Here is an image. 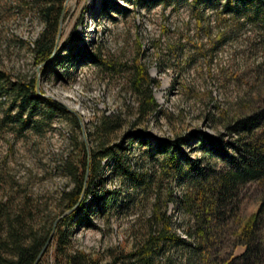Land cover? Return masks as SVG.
I'll return each mask as SVG.
<instances>
[{
	"label": "rangeland",
	"instance_id": "374dc122",
	"mask_svg": "<svg viewBox=\"0 0 264 264\" xmlns=\"http://www.w3.org/2000/svg\"><path fill=\"white\" fill-rule=\"evenodd\" d=\"M215 6L212 0H67L57 41L54 33L56 44L41 62L33 40L42 21L27 0H0V69L10 80L34 78L39 96L66 110L30 98L18 116L29 119L20 127L9 117L18 102L11 104L12 93L0 82V197L14 204L28 197L33 227L39 232L50 228L64 210L60 192L71 186L63 164L78 163L81 156L83 134L70 114L82 121L89 148L96 145L93 123L113 113L122 124L107 141L125 154L130 168L144 174L145 182L136 188L122 181L110 161L102 159L91 189L103 200L115 190L116 203L99 211L91 191L83 203L86 214L78 212L62 225L68 228L69 248L102 261L109 258V249L130 250L146 232L153 209L165 211L173 229L182 232L189 215L167 197L184 192L185 183L161 170V153L147 154V143H174L190 157L218 164L216 153L207 155L203 147L207 138L232 141L234 134L225 124L264 104L261 32ZM72 32L82 39L70 38ZM79 46L100 54L103 62L80 58ZM136 62L151 79L148 86L157 103L139 119L130 83ZM253 196L245 194L243 200ZM178 251L175 258L184 264ZM56 253L52 239L39 264H57Z\"/></svg>",
	"mask_w": 264,
	"mask_h": 264
},
{
	"label": "trees",
	"instance_id": "16d2710c",
	"mask_svg": "<svg viewBox=\"0 0 264 264\" xmlns=\"http://www.w3.org/2000/svg\"><path fill=\"white\" fill-rule=\"evenodd\" d=\"M27 1L43 23L42 30L33 40L34 55L38 61L43 62L51 55L57 20L64 0ZM205 1L211 2L193 0V3ZM212 1L220 6L218 11L256 24L264 41V0ZM71 35L75 39H82V34L72 32L70 38ZM76 53L80 58L93 63L103 62L100 54L89 51L84 46H79ZM133 69L130 83L136 95L135 111L139 119L153 112L157 103L148 86L151 79L143 66L136 62ZM0 82L6 84V88L12 93L14 99L11 104L18 102L17 112L9 117L17 119L20 127L27 124L29 119H20L18 116L25 101L30 98L43 99L66 111L56 101L40 97L36 93L34 78L27 81L10 80L0 69ZM69 118L78 126L73 114ZM121 124L116 114H101L92 126L96 145L90 146L87 151L81 140L78 163L66 160L63 164L71 179V186L60 192V197L65 201L64 209L75 204L80 194L81 197L76 207L60 217L55 224L51 240H55L57 264H182L175 258L178 250L183 254L184 264H264V104L225 124L227 131L234 134L232 141H223L220 136L207 138L208 145L203 147L207 155L216 153L218 164L201 156L190 157L174 143H147V154L151 155L156 150L161 153V170L166 171L171 178L185 183L184 192L179 195H172L170 192L167 197L189 215L182 232L173 229L170 215L165 214V211L153 209L147 220L146 232L130 250L109 249V258L102 261L82 250L70 249L68 228L62 229V225L78 212L86 214L87 209L83 203L92 191V179L101 167L102 159L110 161L112 169L122 181L136 188L145 182L144 174L130 168L124 160L125 154H120L107 141V135ZM136 131L135 135L142 138V133ZM86 168L87 178L82 189ZM92 192L93 205L98 204L99 211L116 203L115 190H111L104 200L94 190ZM245 194L254 196L243 200ZM99 198L102 200L98 203ZM126 200L129 201L130 198ZM249 206L252 207L248 208ZM34 216L28 197L16 204L10 197H0V264L32 263L51 229L50 226L44 232L37 231L33 227ZM237 246L242 249L234 253ZM161 258L162 261L159 260ZM35 264H39V259Z\"/></svg>",
	"mask_w": 264,
	"mask_h": 264
},
{
	"label": "water",
	"instance_id": "95a60500",
	"mask_svg": "<svg viewBox=\"0 0 264 264\" xmlns=\"http://www.w3.org/2000/svg\"><path fill=\"white\" fill-rule=\"evenodd\" d=\"M66 1H67V0H64V1H63V4H62V7H61V10H60V13H59V16H58V20H57V29H56V41H57V37H58L59 32H60V24H61V21H62V16H63V11H64V5H65V2H66ZM56 41L54 42V45L56 44ZM35 91H36V93H37L38 95H42V94H40L39 91H38L37 83L35 84ZM43 96H45V95H43ZM72 112H73V111H72ZM73 113L76 115L75 112H73ZM76 116H77V115H76ZM77 121H78V123H79L80 129H81V132H82V134H83L82 136H83V142H84L85 148H86V150L88 151L87 141H86L85 134H84V130H83V123H82V121L80 120V118H79L78 116H77ZM87 172H88V170H87V168H86V169H85V174H84V179H83V186H82V189H84V187H85V182H86V178H87ZM80 197H81V194H80V196H79V198H78V200H77V202H76L75 204H73L72 206H70V207L64 209V210H63L58 216L55 217V219H54L53 222H52L51 229H50V231H49V233H48V235H47L45 241L43 242L42 246H41L40 249L38 250V252H37V254H36V256H35V258L33 259V261H32L31 264H35V263L38 261V259H39L40 256L42 255L44 249L46 248L47 244L50 242L51 237H52V234H53V231H54V228H55V224H56L57 220H58L60 217L66 215V214H68V213H70V212L76 207V205H77V203H78Z\"/></svg>",
	"mask_w": 264,
	"mask_h": 264
}]
</instances>
